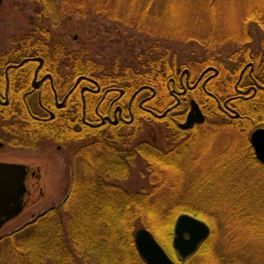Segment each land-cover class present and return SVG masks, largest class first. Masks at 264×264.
I'll return each mask as SVG.
<instances>
[{
	"label": "flooded vegetation",
	"instance_id": "af4514ba",
	"mask_svg": "<svg viewBox=\"0 0 264 264\" xmlns=\"http://www.w3.org/2000/svg\"><path fill=\"white\" fill-rule=\"evenodd\" d=\"M5 1L0 0V223L17 202L22 210L1 225L0 234L35 218L34 209L47 187L44 175L56 162L53 149L72 152L77 168L83 159L81 152L87 155L99 149V140L108 137L110 128L116 133L109 140L126 147L125 151L157 146L140 134L149 130L152 118L164 120L171 137L176 138L171 141L185 145L182 156L203 132L223 128L238 133L242 143L228 156L224 152L207 154L226 158L222 171L241 169L243 184L262 186L260 181L245 183V174L253 170L264 174V161L256 151L258 143L264 145V63L252 58L220 69L206 59L201 64L198 60L184 64L176 58V66L169 71L165 66L154 70L158 84L133 86L127 78L116 84L111 82L113 78L150 73L151 65L148 62L147 71L106 78L73 68L66 60V41L57 38L50 13L40 15L36 4L38 17L31 15L29 28L9 35L7 26L20 21L13 20L19 11L2 12ZM16 28L22 30L23 26ZM157 75L165 80L164 87ZM124 127L132 129L126 133L120 130ZM104 146L102 142L101 149ZM145 166L139 160L136 168L144 171ZM219 167L217 171H221ZM8 189L21 193L7 196ZM24 213L25 219H18Z\"/></svg>",
	"mask_w": 264,
	"mask_h": 264
},
{
	"label": "rangeland",
	"instance_id": "374dc122",
	"mask_svg": "<svg viewBox=\"0 0 264 264\" xmlns=\"http://www.w3.org/2000/svg\"><path fill=\"white\" fill-rule=\"evenodd\" d=\"M83 1L86 3V0ZM88 1L90 4L95 1H98L97 4L99 3V0ZM103 1L107 4L118 5V9L125 14L130 23L124 25L121 21L104 19L99 14L90 12L83 16L80 12L70 11L71 0H61L60 2L63 4L60 5L61 8L63 7L62 9L66 11L60 15L59 21L56 22L55 32L57 38L63 37L66 41L65 50L67 51L65 54H68L66 60L71 63L73 68L76 67L78 59H80L86 64L83 67L92 68V72L98 77L106 78L128 71H147L149 69L147 51L154 42H159L167 48L166 55L170 60L178 58L184 64H192L198 60V64H201L208 58L210 61H216L218 67L222 69L230 62L233 67L239 65L243 59L242 54H244L243 44L253 39L252 45L257 48L256 53L260 54L259 57L254 58L264 63L263 25L256 23L259 26L257 29L247 30V27L242 24V19L244 15L248 14V11L254 12L258 9L264 15V0ZM14 4H17L18 7H14ZM36 4L33 0L5 1L2 12L19 11L18 15H23L19 19L18 15L13 17V20L20 21L7 26L9 35L14 32H23L29 28L31 15L34 18L38 17L35 11ZM126 12L131 13L127 15ZM21 25L23 26L22 30L16 28ZM207 45L217 48L221 52L220 54L216 53L219 56L210 52L206 48ZM235 52L238 53L233 55ZM210 55L214 59L209 57ZM78 68L80 69V67ZM149 124L151 126L146 128L149 130H142L140 134L141 136L146 134L157 146L166 148L172 139H176L174 136L171 137L173 133L164 120L152 118ZM131 129L124 127L120 130L129 133ZM184 136L186 138L188 135ZM239 143H242L240 135L228 129L220 128L210 134L201 133L199 139L187 149L183 156L184 173L181 171L166 173L167 179L171 178L170 186L159 187L155 191L154 199L150 198L151 206L145 208L146 216L143 218L146 220L143 221L149 224L151 229L148 226L144 227L149 228L153 234L156 233L157 239L159 241L162 239L167 246L171 242L173 245L175 224L179 215L186 213L209 225L211 228L209 235L202 242L203 246L197 248L196 254L193 253L194 255L190 254L186 257H181L178 254L181 259L185 260V264H264V174H258L257 170L245 174V183L260 181L262 186L252 187L250 184H243L241 169L236 172L222 171V165L226 158L217 157L218 155L211 157L207 154L209 152H224L228 156L238 148ZM52 154L55 156L56 162L48 168V173L44 175L47 187L40 203L34 209V216L52 207L62 205L70 190L71 180L75 174L81 173L80 171L75 173L77 160L69 150L66 153L53 149ZM217 167L221 171H217ZM181 173L184 174L183 178ZM232 173L237 176L231 177ZM177 174L180 175V179ZM136 175H138L137 172ZM88 176H92V173L89 175L88 172ZM197 178H201L204 182L203 178L211 179L212 184L208 188L198 187L196 186ZM138 179L141 178L138 176L133 178L135 184L142 183V180ZM229 181L231 186L226 185ZM183 184L187 185L183 187ZM130 185L134 187L132 183ZM85 202L87 203V199ZM164 205H169L171 209L165 210ZM78 211H83V208L81 210L74 209V213L68 208L62 212L64 223L67 217H70L68 219L71 225L70 230L73 226L79 227L75 221H70L75 215L77 219ZM194 212L199 215L195 216ZM72 214L74 215L72 216ZM165 214L167 215L163 216ZM172 215L175 217L172 226L173 234L170 233ZM25 216L27 213L18 219H25ZM65 216L66 220H64ZM27 220H29L27 223L30 222L29 218ZM166 221H168V230ZM24 224L20 222L9 226L0 234V241L4 240L1 244L3 246H0V264H16V261L13 260L15 255L12 239ZM140 227L143 226L140 225L138 228ZM33 233L35 234L37 231ZM33 239L35 238L28 241L20 239L18 240L20 242H16L32 246L35 249L33 250L35 256L33 261L36 264L43 251H38L37 241H33ZM30 241L32 242L30 243ZM48 247L52 248V246ZM79 259L76 260L80 264ZM95 259L99 261V257H93L94 261ZM48 264H60L58 257L51 258L49 256ZM62 264L69 263L63 261Z\"/></svg>",
	"mask_w": 264,
	"mask_h": 264
},
{
	"label": "trees",
	"instance_id": "16d2710c",
	"mask_svg": "<svg viewBox=\"0 0 264 264\" xmlns=\"http://www.w3.org/2000/svg\"><path fill=\"white\" fill-rule=\"evenodd\" d=\"M34 1L37 3L40 15L50 13L55 23L59 21L60 15L66 11L60 6L63 5L60 3L61 0ZM97 2L90 4L88 0H86V3L83 0H71L70 11L80 12L83 16L88 12L96 13L104 19L121 21L124 25L130 23L125 14L118 9V5L107 4L103 0H99L98 4ZM130 13L126 12L127 15H130ZM261 13L257 9L254 12L248 11V14L244 15L242 24L247 27V30L257 29L259 26L256 23H260L264 27V15ZM133 24L135 23L133 22ZM253 40L243 44L244 54H242L243 59L240 62L244 63L245 60L259 57L260 54L256 53L257 48L252 45ZM206 48L215 55L221 53L217 48L209 47L208 45ZM166 53L167 48L165 46H162L159 42H154L147 51L148 62L151 65L150 73H132L131 75L127 73L113 78L111 82L122 84L128 79L133 86L144 83L158 84L154 70L165 66L169 71L177 63L176 58L170 60ZM237 53L235 52L233 55ZM209 57L214 59L212 55ZM205 62L218 65L216 61H210L208 58H206ZM85 65L78 59L76 68L80 67L81 70H85L88 74L91 73L93 71L92 68L83 67ZM156 77H158L160 85L164 87L166 84L165 80L160 75ZM71 133L78 136L77 133ZM106 133L109 134L108 137L104 136V139H100L102 137L99 132V149L87 155H83L84 150L81 152L83 159L75 169V173L78 171L81 173L75 174L71 180L70 190L62 205L52 207L37 215L32 221L25 224L17 235L13 236L12 242L15 255L13 260L16 261V264H34L33 258L35 256L33 250L35 249L29 245L18 244L20 239L28 241L31 238H35L33 241H37L38 251H43L36 264H48L49 256L51 258L58 257L60 264L63 261L69 264H79L76 260L78 258H80V264H146L134 243L135 230L140 225L150 228V225L143 221L146 220L143 218V216H146L144 214L145 208L151 206L150 198L154 199L155 191L159 187L170 186V176L167 179L169 172L181 171L184 173L181 162L183 159L182 153L186 148L185 145L183 147L171 141L166 148L146 145L145 147L137 146L125 151L126 147L109 140V136L116 133L115 129L110 128ZM102 142L105 144L103 149H101ZM139 160L144 161L146 164L144 171L136 168ZM88 172L89 175L92 173V176L87 177ZM136 172L138 175H136ZM183 173H181L182 178ZM177 175L179 176L178 179H180V175ZM136 176L141 178L138 180H142V183H134L133 178H136ZM203 179L205 182L201 178H197L198 184L196 186L208 188L212 184L210 182L211 179ZM130 183L132 185L135 184L134 187ZM186 185L183 184V187ZM152 194L153 196H151ZM86 199L87 203L85 202ZM79 205L81 207H78ZM163 207L167 211L169 208L171 209L169 205H164ZM67 208L72 210L73 213L74 209L81 210L83 208V211H78L77 219L75 218L76 215L74 217V214H72L73 218L70 221L73 220L79 225V227L73 226L72 230H70L71 225L68 220L70 217H67L69 223L66 220V216L64 218L66 220L65 223L62 219V212ZM84 211L85 213H82ZM194 213L195 216L196 214L197 216L199 215L197 212ZM174 218L173 215L172 219L170 218V233L172 234ZM165 224L168 230V221ZM34 231H37V233L34 234ZM155 235L158 236L156 233ZM159 239L161 238L159 237ZM3 241V239L0 241V246H3L1 245ZM160 241L177 263L185 264V260L178 256L172 242L167 246L162 239ZM203 244L201 243L199 247L201 248ZM48 246H52V248ZM95 256L99 257V261L98 259L93 260Z\"/></svg>",
	"mask_w": 264,
	"mask_h": 264
},
{
	"label": "water",
	"instance_id": "95a60500",
	"mask_svg": "<svg viewBox=\"0 0 264 264\" xmlns=\"http://www.w3.org/2000/svg\"><path fill=\"white\" fill-rule=\"evenodd\" d=\"M256 151L259 158L264 161V145L258 143ZM15 190L8 189L7 196H13V192H15L18 197L21 192ZM21 210V204L17 202L10 215L0 223V227L7 220L17 216ZM209 232L208 224L201 219L186 213L181 214L175 225L174 247L182 257H186L195 252L199 243L209 235ZM185 234H188L189 237L187 238ZM134 242L146 264H177L148 228L137 229L134 234Z\"/></svg>",
	"mask_w": 264,
	"mask_h": 264
}]
</instances>
